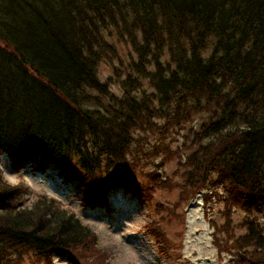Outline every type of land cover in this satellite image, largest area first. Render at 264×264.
<instances>
[{
	"label": "trees",
	"instance_id": "obj_1",
	"mask_svg": "<svg viewBox=\"0 0 264 264\" xmlns=\"http://www.w3.org/2000/svg\"><path fill=\"white\" fill-rule=\"evenodd\" d=\"M0 153L54 165L92 206L177 187L145 224L164 252L188 202L221 203L218 252L264 264V0H0ZM27 188L0 168V264H109L57 198L21 206Z\"/></svg>",
	"mask_w": 264,
	"mask_h": 264
},
{
	"label": "rangeland",
	"instance_id": "obj_2",
	"mask_svg": "<svg viewBox=\"0 0 264 264\" xmlns=\"http://www.w3.org/2000/svg\"><path fill=\"white\" fill-rule=\"evenodd\" d=\"M111 39L113 41L114 38ZM115 45L125 55V44L115 41ZM99 71L104 79L111 72V64H101ZM166 164L163 168L170 173L175 165L172 161ZM0 168L10 182H25L27 185L21 206H30L38 196L45 194L57 198L63 208L74 212L80 222L96 233L99 246L107 252L106 261L109 264H229L231 261L229 254L218 252L207 219V216H212L214 220L222 221L221 203L202 206L198 198L184 206V223L176 222L169 227L170 232L182 229V236L174 237L176 243L181 241L179 250L164 252L159 250L158 242L144 225L152 218L153 205L157 201L171 203L168 205L172 206L178 200L177 187L171 192L156 191L154 201L151 200L152 207L146 206L135 195L117 189L108 196L110 208H103L85 202L83 190L77 187L78 184L62 179L58 169L49 163L42 162L40 167L27 164L16 171L10 167L7 155L0 153ZM183 204L177 206L178 212H183ZM237 216L236 222L241 215Z\"/></svg>",
	"mask_w": 264,
	"mask_h": 264
}]
</instances>
